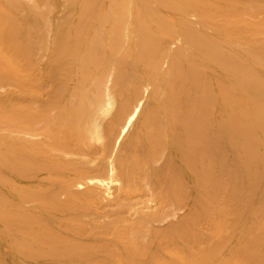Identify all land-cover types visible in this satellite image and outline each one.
Wrapping results in <instances>:
<instances>
[{
  "label": "bare ground",
  "instance_id": "1",
  "mask_svg": "<svg viewBox=\"0 0 264 264\" xmlns=\"http://www.w3.org/2000/svg\"><path fill=\"white\" fill-rule=\"evenodd\" d=\"M0 264H264V0H0Z\"/></svg>",
  "mask_w": 264,
  "mask_h": 264
}]
</instances>
